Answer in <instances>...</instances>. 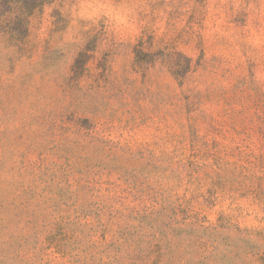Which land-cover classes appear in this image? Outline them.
<instances>
[{
    "label": "rangeland",
    "instance_id": "1",
    "mask_svg": "<svg viewBox=\"0 0 264 264\" xmlns=\"http://www.w3.org/2000/svg\"><path fill=\"white\" fill-rule=\"evenodd\" d=\"M0 264H264V0H0Z\"/></svg>",
    "mask_w": 264,
    "mask_h": 264
}]
</instances>
